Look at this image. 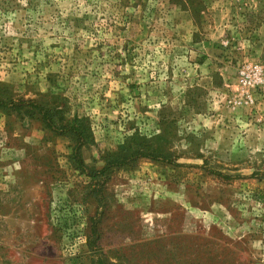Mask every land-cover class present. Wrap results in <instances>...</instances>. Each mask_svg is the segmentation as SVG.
I'll list each match as a JSON object with an SVG mask.
<instances>
[{
	"label": "rangeland",
	"instance_id": "1",
	"mask_svg": "<svg viewBox=\"0 0 264 264\" xmlns=\"http://www.w3.org/2000/svg\"><path fill=\"white\" fill-rule=\"evenodd\" d=\"M251 63L264 0H0V97L81 119L89 169L169 158L112 169L99 204L71 138L0 108V264H264Z\"/></svg>",
	"mask_w": 264,
	"mask_h": 264
},
{
	"label": "trees",
	"instance_id": "2",
	"mask_svg": "<svg viewBox=\"0 0 264 264\" xmlns=\"http://www.w3.org/2000/svg\"><path fill=\"white\" fill-rule=\"evenodd\" d=\"M0 108L17 114L26 113L30 114L31 116L36 115L51 132L59 136L71 138L74 142L73 160L77 166V169L88 175L93 180V182L96 183L95 187L91 191V194L97 198L99 204L104 199L103 186L107 180V174L112 169L128 166L130 163L136 162L142 158L151 159L153 161H169V158H167L165 155L156 153L150 149L147 151L141 149H134L130 151V149L122 156L108 158L106 166L101 170L89 169L83 161L82 150L89 143H92L93 139L89 133V127L84 124L81 119L76 117L73 122L69 123L68 125H62L58 123V117L62 113L60 110L47 107L34 101L5 99L3 96L0 97ZM218 175L223 176L220 173H218ZM100 264L105 263L100 262Z\"/></svg>",
	"mask_w": 264,
	"mask_h": 264
},
{
	"label": "built area",
	"instance_id": "3",
	"mask_svg": "<svg viewBox=\"0 0 264 264\" xmlns=\"http://www.w3.org/2000/svg\"><path fill=\"white\" fill-rule=\"evenodd\" d=\"M242 92L250 99L252 95L264 90V69L258 63L247 64L239 71Z\"/></svg>",
	"mask_w": 264,
	"mask_h": 264
}]
</instances>
